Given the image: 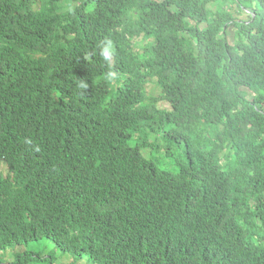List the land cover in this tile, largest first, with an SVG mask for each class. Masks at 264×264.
<instances>
[{"label": "trees", "instance_id": "trees-1", "mask_svg": "<svg viewBox=\"0 0 264 264\" xmlns=\"http://www.w3.org/2000/svg\"><path fill=\"white\" fill-rule=\"evenodd\" d=\"M93 2L123 28L0 0V91L22 104L1 131L23 139L0 153V250L65 241L77 261L117 228L124 264H264V0ZM162 28L183 37L137 42Z\"/></svg>", "mask_w": 264, "mask_h": 264}, {"label": "clouds", "instance_id": "clouds-1", "mask_svg": "<svg viewBox=\"0 0 264 264\" xmlns=\"http://www.w3.org/2000/svg\"><path fill=\"white\" fill-rule=\"evenodd\" d=\"M91 3L93 0H65V17L63 24L65 27L71 25L74 28L76 25L81 26V34L84 35H109L113 32L119 31L123 28V18L122 16L111 9L109 6H103L102 4L96 3V7H92ZM155 31L153 34L142 32L136 35L137 42L143 47L163 48L165 41L174 38H182V33L172 35L169 28H162ZM229 37H232L230 34ZM194 46V45H193ZM195 48V46H194ZM196 50V48H195ZM197 52V50H196ZM100 57L103 61L110 63L113 56V48L111 42L109 41L106 45H100ZM198 55V52H197ZM112 63L111 66H114ZM7 76L6 74H2ZM109 78L114 74L109 73ZM8 77V76H7ZM80 87L86 88V83H81ZM20 94L17 91V85H11L8 82L7 88L0 91V153L4 147L5 143L10 142L13 145H22L23 139L17 137H10L2 133L1 125L3 121L10 119L15 114L18 113L22 104L19 101ZM170 107V106H169ZM23 147V145H22ZM54 242L60 249L64 251L62 247L63 244L66 246H72L73 244L68 242ZM123 239L115 228L111 238L109 239L108 245L105 248L91 247L86 252H81L79 255L81 259L73 261L75 264H124L122 254L124 248ZM4 249L0 250V253ZM87 255V261L85 262L84 256ZM198 259H200L198 257ZM10 263V256L8 258ZM201 260V259H200ZM20 262V261H19ZM19 264H23L20 262ZM167 264H187L184 259L175 258L173 261ZM199 264H206L199 262Z\"/></svg>", "mask_w": 264, "mask_h": 264}, {"label": "rangeland", "instance_id": "rangeland-1", "mask_svg": "<svg viewBox=\"0 0 264 264\" xmlns=\"http://www.w3.org/2000/svg\"><path fill=\"white\" fill-rule=\"evenodd\" d=\"M231 35L232 32H230ZM149 87V91H152L151 89H154V84L153 83H149L148 84ZM157 90L153 91V96H155ZM157 108L159 109H166V110H171V108L165 104V103H157L156 104ZM20 248H23V252H22V256H20L19 261L22 262L23 264H52V262H60L61 264H68L69 262H71V260L76 261L75 255H65L64 251L62 249H60L54 242L50 241V240H41L39 242L36 243H32L29 246H11L8 247L7 249H4L1 253H0V259L3 260V264H10L8 260L9 256H13V258L16 257V255L20 254L21 252H19L18 250ZM32 253L31 256L32 258L29 257L28 254L26 253ZM69 257H71V259H69ZM87 255L84 256V261H87ZM55 263V264H56ZM85 264V263H83ZM89 264H93V263H89Z\"/></svg>", "mask_w": 264, "mask_h": 264}]
</instances>
